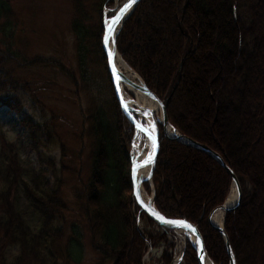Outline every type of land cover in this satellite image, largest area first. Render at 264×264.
<instances>
[{"label":"trees","instance_id":"16d2710c","mask_svg":"<svg viewBox=\"0 0 264 264\" xmlns=\"http://www.w3.org/2000/svg\"><path fill=\"white\" fill-rule=\"evenodd\" d=\"M111 1L97 0L96 11L103 14ZM0 20L1 42L10 51L15 22L9 0H0ZM88 21L79 1L72 31L80 68L85 70L88 56L97 53L110 77L102 48L103 23L93 27ZM89 41L94 45L90 50ZM116 45L127 65L164 102L174 129L219 154L235 173L242 201L227 213L225 232L236 264H264V0H142L123 24ZM109 80L113 110L96 107L84 121L92 140L84 222L92 247L102 257L100 264H144L147 239L137 225L136 213L141 209L133 195L126 150L135 129ZM9 82L18 87L12 78ZM4 103L14 107L12 100ZM23 123L36 148L53 142L54 132L48 126L31 118ZM159 128L153 173L156 208L167 218L193 223L214 264H230L225 240L209 216L227 200L232 175L208 153L169 139ZM62 150L64 155V146ZM49 167L56 174L54 163ZM62 187L58 180L51 185L41 171L25 174L19 147L2 143L0 264H5L9 247L19 250L15 264H56L63 252L59 247L63 231L57 223L64 212L73 210L63 198ZM24 205L37 216V229L29 224ZM148 222L153 223L150 218ZM76 248L80 257L74 255ZM83 253L82 235L73 224L66 258L80 263ZM185 261L199 264L190 242Z\"/></svg>","mask_w":264,"mask_h":264},{"label":"rangeland","instance_id":"374dc122","mask_svg":"<svg viewBox=\"0 0 264 264\" xmlns=\"http://www.w3.org/2000/svg\"><path fill=\"white\" fill-rule=\"evenodd\" d=\"M79 1L88 15L87 24L97 27L107 17L114 16V9L126 0H112L103 14L96 11L97 0ZM79 1L9 0L15 22L10 40L12 50L8 51L2 45L4 33L0 32V63H5L0 68V151L4 141L16 144L25 174L30 170L41 171L51 185L57 180L62 181L63 198L73 209L64 212L62 220L57 223V227L63 231L59 246L63 252L57 256L56 264H100L102 260L100 253L92 247L84 222V185L89 177L92 147V140L85 132L88 124L84 121L96 107L113 110L111 84L104 59L97 53L88 56L85 70L80 68L77 39L72 31ZM2 22L0 20V24ZM93 46V41H89V50ZM14 56L17 59L14 60ZM11 78L18 82L15 89L9 84ZM6 100H12L14 107L5 104ZM25 118H31L43 127L48 126L54 132L53 142L46 147L36 148L23 123ZM159 118L162 115L156 117L158 126H162V119ZM62 146L65 147L64 155ZM126 150L130 158L132 147ZM50 162L54 163L56 174L50 169ZM63 167L67 171H62ZM25 179L28 180L27 177ZM147 185L149 188L144 184L143 190L146 198L150 199L155 193L153 182ZM23 209L29 224L37 229V216L27 205ZM148 219L147 215L136 213L138 228L147 239L145 264H167L166 259L174 264L175 254L184 249V242L175 232L150 224ZM73 224L82 235L84 246L80 263L68 260L65 254ZM18 251L17 247L6 249L5 264H15ZM74 255L80 257L81 251L74 249ZM181 264H186L185 256Z\"/></svg>","mask_w":264,"mask_h":264},{"label":"water","instance_id":"95a60500","mask_svg":"<svg viewBox=\"0 0 264 264\" xmlns=\"http://www.w3.org/2000/svg\"><path fill=\"white\" fill-rule=\"evenodd\" d=\"M141 1L142 0H134V2H133V0H126L124 2V5L116 11L115 15L111 18L108 25H106V19L107 18L104 19V22H103L104 34L102 37V48H103L105 57L107 59L108 72H109L110 77H111V82L113 85L115 97L119 103V106H120L122 112L124 113V115L126 116L128 121L133 125V127L135 129L134 139H133L132 144H131L132 152H131V156H130L133 195H134L136 204L140 207L141 211L144 212L146 215H148V217L153 222H155L159 226L164 227V228L169 229V230L183 231L188 236H190V242H191L192 246L194 247V249L197 253V259H198L199 264H205L206 260H209L211 262V264H214V262L209 258L208 254L205 250V243H204V239H203L201 232L193 223H191L187 220H184V219H173V218H167L166 216H164L155 206V203H154L155 193L153 194V197L151 198L152 206L147 204V202L141 196L140 187L141 186L143 187V185L145 183H152L153 182V173H154V169H155V165H156V161H157V155L159 152L160 128H159L158 123L156 121V123L154 125V133L151 132L147 123L143 122V120L139 118V115H138L137 110H136L137 108H131L132 106L131 107L129 106L127 100L123 96V90H122L121 85H120V83H121L120 74H119V71L115 65L113 54H112L111 50L109 49V41L111 39V34L113 33V31H115L117 28L120 27V29H119L116 37H115V42H114V51L118 52L117 45H116L117 36H118L119 32L121 31L123 24L134 13L135 9L137 8L138 4ZM128 4H131V7H128L127 9H125V5H128ZM116 17H119L118 22L113 24L112 20ZM144 86H145L146 90H148V92H150L157 99V101L160 104V107L162 109V121L160 123L162 124V126L164 128L165 135L169 139H174V140H177V141L182 142L184 144L193 146L197 149L203 150L204 152L208 153L209 155L214 157L216 160H218L220 162V164L232 175L233 185H234V183L236 184L238 192H239V200L232 207H227V205H226L227 201H226L225 204H223L222 206L215 209L209 216V222L223 236V238L225 240L227 252H228L230 259H231L230 264H233V261H235V257L233 254V250L230 246L228 236L225 232L224 223H223L222 227H218V226L213 224L212 217L215 214V212L219 209L225 210V216H226L227 213H229V212H231L234 209L239 207V205L241 204V201H242V189H241V185L239 183V180H238L237 176L235 175V173L223 161L221 156L219 154L215 153L214 151H212L207 146L201 145V144L181 135L176 129L175 130L177 132V135L176 136H169L168 132H167L168 128L169 127L174 128V127L169 122L166 106L161 99H159L151 90H149L146 87L145 84H144ZM140 109L141 108H139V110ZM141 111L142 112H148V110L146 108H142ZM140 133L142 134L143 141H147V137H148L152 140V143H153L152 155L146 161L140 160L141 155L144 154V152H145L146 146L145 145H143V147L140 146V149L138 150L137 146L135 145L136 139L138 138ZM135 153H136V156H135ZM145 165H151L149 175L146 179L141 180L139 182L137 179V170L139 169V167L145 166ZM165 221L182 222L183 224L191 225L192 227L195 228L196 231L193 232L188 227L181 226L180 224L166 223ZM235 264H236V261H235Z\"/></svg>","mask_w":264,"mask_h":264},{"label":"bare ground","instance_id":"6f19581e","mask_svg":"<svg viewBox=\"0 0 264 264\" xmlns=\"http://www.w3.org/2000/svg\"><path fill=\"white\" fill-rule=\"evenodd\" d=\"M123 5H124V2L122 3V5L116 7L114 9V12H116ZM112 17L113 15L110 17H107L106 25L109 24ZM119 29L120 27L117 28L115 31H113V33L111 34V39L109 41V49L111 50L113 54L115 65L120 74V81H121L120 85L123 90V96L127 100L129 106L130 107L132 106L131 108H137L136 110L139 115V118L142 119L143 122H146L151 132L154 133V125L157 121L156 117L157 116L160 117V115H162V109L157 99L150 92H148V90H146L144 83L141 82L138 75L135 72H133V70L130 69L129 66L124 62L119 52L114 51L115 37ZM126 88L128 89L130 93L126 90ZM139 108L141 109L146 108L148 112H142L141 109L139 110ZM161 119L162 118H159V120ZM167 132L169 136L177 135L176 130L172 127H169ZM135 145L137 146L138 150L140 149V146L141 147H143V145L146 146V149H145L146 151L144 152V154L141 155V159H140L141 161L142 160L146 161L151 157L152 152H153V143L150 138L147 137V141H143L142 134L140 133L138 138L136 139ZM135 156H136V153H135ZM150 169H151V165H145V166L139 167V169L137 170V179L139 182L148 177ZM140 192H141V196L147 202V204L152 206L151 198L150 199L146 198V195H145L146 192L143 190L142 186L140 187ZM238 200H239V192H238L236 184L234 183L232 190L230 192V195L226 202L227 207L234 206L238 202ZM225 217H226L225 210L219 209L213 215L212 222L214 225L218 227H222L223 223H225L224 221ZM186 237L183 234H179V238L181 239L182 242H184V247L186 243ZM181 250H183V248H181ZM205 264H211V262L209 260H206Z\"/></svg>","mask_w":264,"mask_h":264},{"label":"snow or ice","instance_id":"6c2138e0","mask_svg":"<svg viewBox=\"0 0 264 264\" xmlns=\"http://www.w3.org/2000/svg\"><path fill=\"white\" fill-rule=\"evenodd\" d=\"M134 2V0H133ZM128 7H131V4L125 5V9H127ZM119 17H116L112 20V23L115 24L118 22ZM163 219V218H162ZM166 223H173V224H180L181 226H185L188 227L191 231H196L194 227H192L191 225H186L183 224L182 222H176V221H165ZM233 264H235V261H233Z\"/></svg>","mask_w":264,"mask_h":264},{"label":"built area","instance_id":"2783aa9c","mask_svg":"<svg viewBox=\"0 0 264 264\" xmlns=\"http://www.w3.org/2000/svg\"><path fill=\"white\" fill-rule=\"evenodd\" d=\"M183 252H184V249L183 250L180 249L178 252H176L174 264H181L183 262V260H182ZM143 262L146 263V256L143 259Z\"/></svg>","mask_w":264,"mask_h":264}]
</instances>
